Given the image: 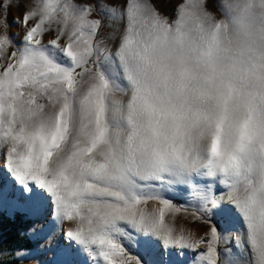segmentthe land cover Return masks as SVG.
I'll return each instance as SVG.
<instances>
[{"label":"snow or ice","instance_id":"6c2138e0","mask_svg":"<svg viewBox=\"0 0 264 264\" xmlns=\"http://www.w3.org/2000/svg\"><path fill=\"white\" fill-rule=\"evenodd\" d=\"M205 3L28 0L16 38L0 0V213L45 264H264V0Z\"/></svg>","mask_w":264,"mask_h":264},{"label":"rangeland","instance_id":"374dc122","mask_svg":"<svg viewBox=\"0 0 264 264\" xmlns=\"http://www.w3.org/2000/svg\"><path fill=\"white\" fill-rule=\"evenodd\" d=\"M20 3V7L15 4L10 8L7 15V19L10 27L8 28L9 34L16 38H22L24 30L22 27L15 23V20L22 16L24 6L28 3V0H17ZM78 3H94L96 0H77ZM107 4H120L122 0H104ZM153 4L158 10L170 19L175 18V8L177 5L184 2V0H152ZM205 7L207 10L217 17L221 16L220 9L217 6V0H206ZM97 18H100L99 13L94 14ZM106 27L103 29L102 38L112 43L119 31L122 29L123 24L118 19L105 20ZM111 34V35H109ZM174 200L177 203H181L184 200L183 193L174 194ZM153 202H150V206ZM168 216H166V222ZM177 226L183 224L188 228H193L197 231V234L202 235L206 231V227L197 223H189L184 220L182 215L177 216ZM33 226V221L24 218H11L6 214L0 213V264H45L46 261L51 260L52 253L46 251V249H38L39 244H45L44 239L34 240L29 235V229ZM72 226L71 222H66L65 227ZM39 231V228L37 229ZM47 247V246H46ZM223 247H232L231 243L222 245ZM30 253L25 258L18 257L16 251ZM191 260V254L185 258V264H189Z\"/></svg>","mask_w":264,"mask_h":264}]
</instances>
